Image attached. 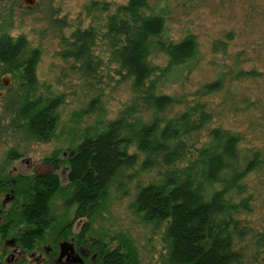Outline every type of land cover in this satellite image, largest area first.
<instances>
[{
  "label": "trees",
  "instance_id": "obj_1",
  "mask_svg": "<svg viewBox=\"0 0 264 264\" xmlns=\"http://www.w3.org/2000/svg\"><path fill=\"white\" fill-rule=\"evenodd\" d=\"M168 1L126 0L100 16L95 11L108 10V2L89 0L85 10L92 21L62 36L61 55L80 61V65L73 63L72 67L80 66L84 77L100 81L97 69L102 65L101 57H106L108 64H115L116 81L128 82L130 98L113 118L107 116L102 93L91 96L85 107L72 112L75 121L81 115H93V119L81 132L73 130V140L79 141L73 147V156L65 160L69 165L66 181L62 182L54 172L40 175L35 180L34 192L28 194L19 208L11 206L1 224L31 227L21 234L26 247L31 248L51 227L70 226L81 216L89 217L83 229L91 234L93 215L104 204L109 187L114 182L118 186L122 171L137 161V153L129 151L135 145L144 154L143 168L157 163L165 166L157 181L138 187L131 202L142 221L164 225V262L237 264L241 261L235 238L241 237L244 229L236 214L248 208V198L243 196L234 201L227 194L232 188L241 191L239 180L254 168L258 158L254 155L240 168V136L221 126L209 128L207 139L199 145H187V138H192L195 129L200 131L207 119L201 110L196 120L194 110L200 109L197 105L164 116L180 99L159 92V88L182 81L202 59L197 35L190 29H185L177 39L165 35L170 13ZM9 27L10 23L0 24V60L7 62L16 85L13 100L5 106V111L18 114L12 117V122L23 132L25 140L47 142L57 128V108L64 96L37 92L36 67L41 49L35 46L28 50L26 36L19 34L12 38L6 32ZM96 47L103 55L97 53ZM219 47L226 48V42L216 38L212 50ZM157 51L165 55L161 65L152 61ZM106 77L114 80L111 73ZM223 81L224 73L220 70L203 88L206 92L217 91ZM183 159L185 164L173 166ZM49 160L44 158L46 162ZM25 190L23 195L27 193ZM58 194L63 196L61 221L51 207L52 198ZM94 250L97 255L87 264H138L131 244L124 238L110 246L97 236ZM14 264L24 262L19 260Z\"/></svg>",
  "mask_w": 264,
  "mask_h": 264
},
{
  "label": "rangeland",
  "instance_id": "obj_2",
  "mask_svg": "<svg viewBox=\"0 0 264 264\" xmlns=\"http://www.w3.org/2000/svg\"><path fill=\"white\" fill-rule=\"evenodd\" d=\"M88 1L36 0L32 5L25 3L19 10L13 11L10 32L13 35L24 34L28 50L35 46L41 49L36 67L37 92L51 96L63 93L64 99L57 108V128L47 142L25 140L23 132L17 130L12 122V117L18 114L3 111L0 118V161L11 146L21 147V151L27 152L37 162L42 157L51 156L55 149L59 150V154L72 149L79 141L73 140V130L81 132L93 119V115H81L75 121L72 112L85 107L93 95L102 93V104L110 118L117 116L127 105L129 84L116 81L115 64H108L106 57H101L102 65L97 69L100 81H97L96 78L84 77L80 66L72 67L73 63V66L80 65V61L74 62L71 57L61 55L64 47L62 36L70 34L78 26L86 27L92 21L85 10ZM106 1L108 10H96L95 15L104 16L117 4L126 2ZM168 3L170 13L165 35L177 39L185 29H190L197 35L202 59L182 81L159 88V92L180 99L168 108L164 116H172L188 105H197L200 109L195 107L196 117L202 110L207 119L200 131L195 129L192 138H187V145H199L207 139L209 128L221 126L240 136V168L254 155L258 158L254 168L239 180L241 191L232 188L227 195L234 201L243 196L248 198V208L236 214L244 229L241 237L235 238V248L242 254L237 264H264V0H169ZM6 7V2L0 0V13L6 12ZM216 38L223 39L226 48L212 50V42ZM96 51L103 55L98 47ZM152 61L161 65L165 55L157 51L152 55ZM220 70L224 73L222 87L206 92L203 85L214 79ZM107 73H111L114 80H107ZM3 108L7 110L5 106ZM129 151L137 153V161L122 171L118 186L114 182L109 187L104 204L93 215L90 235L103 237L110 246L117 245L124 238L131 244L138 264H167L162 258L165 252L164 225L142 221L131 207L138 187L157 181L165 166L157 163L143 168L141 160L144 154L135 145H131ZM185 162L183 159L173 166H181ZM49 168L42 167V171ZM62 197L58 194L51 200L52 210L59 221L63 218ZM87 220V216L78 218V226ZM58 227L46 230L44 236L51 237L48 234ZM6 249V252L0 253L1 261H5L4 256L11 248L7 246ZM21 260L24 264H47L36 261L28 254Z\"/></svg>",
  "mask_w": 264,
  "mask_h": 264
},
{
  "label": "flooded vegetation",
  "instance_id": "obj_3",
  "mask_svg": "<svg viewBox=\"0 0 264 264\" xmlns=\"http://www.w3.org/2000/svg\"><path fill=\"white\" fill-rule=\"evenodd\" d=\"M4 1L7 7L6 12L0 13V24L10 23L6 32L7 35L15 39L22 33L13 35L10 32L13 27L12 14L15 9L19 10L26 2L25 0ZM14 92L15 77L8 70L7 62L0 60V118L5 111L3 106L12 102ZM55 150L50 153L51 156L42 157L41 161L37 162L30 155H27V152L21 151V147L11 146L5 151L3 161H0V253L7 251V246L11 248L4 256L5 261L0 260V264L18 263L26 254L34 257L36 261L47 264H87L97 255L94 250V242L97 241V238L83 229V225L88 224V220L81 226H78L79 221L77 220L70 226H59L56 231L48 234L52 235L51 237L43 235L42 239L33 242L31 248L23 244L25 237L21 235L31 227L26 228L23 225L14 224L10 226L1 225L5 221L6 213L11 206L19 208L20 203L27 199L28 194L34 192L35 180L40 175L54 172L59 175L61 181H66L69 165L65 160L73 156L75 149L63 150L61 154L58 152L56 155L53 154ZM44 158L50 159L49 162L44 161ZM42 167L50 168L42 171ZM59 168L60 171L58 172ZM24 190L27 193L23 195Z\"/></svg>",
  "mask_w": 264,
  "mask_h": 264
},
{
  "label": "water",
  "instance_id": "obj_4",
  "mask_svg": "<svg viewBox=\"0 0 264 264\" xmlns=\"http://www.w3.org/2000/svg\"><path fill=\"white\" fill-rule=\"evenodd\" d=\"M26 3H29V4H34L36 2V0H25ZM61 254V253H60Z\"/></svg>",
  "mask_w": 264,
  "mask_h": 264
}]
</instances>
